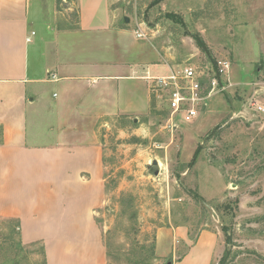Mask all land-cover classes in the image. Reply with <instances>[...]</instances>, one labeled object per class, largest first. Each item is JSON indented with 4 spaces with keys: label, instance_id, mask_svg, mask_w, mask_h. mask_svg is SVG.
I'll list each match as a JSON object with an SVG mask.
<instances>
[{
    "label": "rangeland",
    "instance_id": "374dc122",
    "mask_svg": "<svg viewBox=\"0 0 264 264\" xmlns=\"http://www.w3.org/2000/svg\"><path fill=\"white\" fill-rule=\"evenodd\" d=\"M112 1L140 39L172 54V70L204 73V100L191 121L175 115L174 129L156 96L141 121L99 126L107 185L95 219L106 264H218L225 251L223 264H264V0ZM56 3L74 26L77 1ZM221 60L225 89L211 92L209 69ZM0 264H47L43 241L25 242L17 220L0 216Z\"/></svg>",
    "mask_w": 264,
    "mask_h": 264
},
{
    "label": "crops",
    "instance_id": "0c3cea01",
    "mask_svg": "<svg viewBox=\"0 0 264 264\" xmlns=\"http://www.w3.org/2000/svg\"><path fill=\"white\" fill-rule=\"evenodd\" d=\"M76 1L68 27L56 0H0V216L43 241L47 264H106L99 126L141 121L155 96L167 105L149 76L171 71L172 54L140 39L112 0Z\"/></svg>",
    "mask_w": 264,
    "mask_h": 264
},
{
    "label": "built area",
    "instance_id": "2783aa9c",
    "mask_svg": "<svg viewBox=\"0 0 264 264\" xmlns=\"http://www.w3.org/2000/svg\"><path fill=\"white\" fill-rule=\"evenodd\" d=\"M33 34L34 32L31 33V36ZM137 35L141 36L142 34L137 31ZM217 64L213 66L214 75L209 79L211 92L216 89H225L221 82V76L228 72L229 63L221 60ZM149 79L160 91V96L165 95L171 115L184 113L186 121H191L197 115L196 106L204 100L202 96L203 79L198 77L197 69L194 66L186 65L180 69L171 70L166 75L149 76ZM171 123L173 122L171 121ZM170 127L174 129L176 125L173 123Z\"/></svg>",
    "mask_w": 264,
    "mask_h": 264
},
{
    "label": "trees",
    "instance_id": "16d2710c",
    "mask_svg": "<svg viewBox=\"0 0 264 264\" xmlns=\"http://www.w3.org/2000/svg\"><path fill=\"white\" fill-rule=\"evenodd\" d=\"M170 16L173 17V15H170ZM179 21L182 22L181 19H179ZM195 38H197V42H198V44H199L201 47H204V44H203V42L201 41V39L198 38V37H195ZM198 154H199V149L196 150V153H195V155H194V159H193V161L196 160ZM229 240H230V239L227 237V239H226L227 243L229 242ZM226 257H227V252L225 251L224 255L220 258L218 264H223L224 261H225V259H226Z\"/></svg>",
    "mask_w": 264,
    "mask_h": 264
},
{
    "label": "water",
    "instance_id": "95a60500",
    "mask_svg": "<svg viewBox=\"0 0 264 264\" xmlns=\"http://www.w3.org/2000/svg\"><path fill=\"white\" fill-rule=\"evenodd\" d=\"M124 20L126 22H129V18L125 17ZM150 172L153 175H158L160 173V167H159V162L157 159L153 160V162L150 165ZM167 264H172V262H168Z\"/></svg>",
    "mask_w": 264,
    "mask_h": 264
},
{
    "label": "bare ground",
    "instance_id": "6f19581e",
    "mask_svg": "<svg viewBox=\"0 0 264 264\" xmlns=\"http://www.w3.org/2000/svg\"><path fill=\"white\" fill-rule=\"evenodd\" d=\"M161 163V162H160Z\"/></svg>",
    "mask_w": 264,
    "mask_h": 264
}]
</instances>
